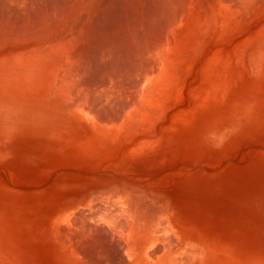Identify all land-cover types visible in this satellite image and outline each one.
I'll return each instance as SVG.
<instances>
[{
  "label": "rangeland",
  "instance_id": "rangeland-1",
  "mask_svg": "<svg viewBox=\"0 0 264 264\" xmlns=\"http://www.w3.org/2000/svg\"><path fill=\"white\" fill-rule=\"evenodd\" d=\"M5 1L19 27L58 3ZM184 2L95 0L43 33L56 63L0 81V104L25 108L0 114V264H264V0ZM11 38L0 61L30 43Z\"/></svg>",
  "mask_w": 264,
  "mask_h": 264
},
{
  "label": "bare ground",
  "instance_id": "bare-ground-1",
  "mask_svg": "<svg viewBox=\"0 0 264 264\" xmlns=\"http://www.w3.org/2000/svg\"><path fill=\"white\" fill-rule=\"evenodd\" d=\"M5 1V0H4ZM10 2H12V3H14L13 2V0H9ZM16 3H14L15 5H16V7H17V9H18V11H17V13L18 14H22V16L23 15H26L27 16V14L29 13L30 14V16L32 15V13H30L29 11H31L30 10V6L32 5H34V4H38L39 3V1L37 0H14ZM33 1L35 2H38V3H34L33 4ZM47 1V0H46ZM46 1H45V3H46ZM54 1H58V3L57 2H55V3H52L51 4V6H44V7H46V8H44V7H42V8H44V9H42V8H40V14L37 12V14L35 15V16H33L32 15V17H28V19H26V23L24 24L23 23V25H20V27L17 25V23H19V20L17 21V19H18V17H17V19L15 18V20L14 19H12V18H8L7 16V19L6 20H9L8 22H9V24H7L6 23V25L5 24H0V25H2L3 27H4V25H5V27L7 28V30H5V28H3L2 30L0 29V33H1V35H2V37H4V38H2L1 39V41H2V44H4V43H7V40H5V41H3V39H7V38H9V37H12L11 38V40H9V42L10 43H12V40H13V36L15 37V40L14 41H18L17 40V38L16 37H22V38H26V40L29 38L30 40H29V42L30 43H23L22 42V40L20 41V42H22V43H20V42H16L17 44H20L19 46H21V45H23L24 44V48L23 47H20V50H22V48H23V50H24V52H23V50L21 51V52H19V50H18V48H17V52H18V54L16 55L15 53L14 54H11L12 53V51L11 50H15L16 48L15 47H13V46H11L12 47V49H8L6 46V48L8 49V50H5V52L6 51H11V52H9L10 54L8 55V53H4V56H2V57H4V59H5V57H7V55H8V57L10 58V60H9V58H6L5 59V61H0V81H2V80H7V79H9V80H11L12 81V83L13 84H16V85H18V84H20V83H23V82H30L33 78H35V76L38 74V72L39 71H41L48 63H51V61L52 60H54V58H56V53H55V51H50L51 49L48 47V49H50V50H46V46H48L49 44H47L48 42H49V40H48V42H47V40H46V42L44 43V44H42V42H43V40H44V38H43V40H41V38L43 37V35L45 36V34H43V33H46V35L47 36H49V34H47V32H53V30H54V28L56 29V27L58 26V24L59 23H62V24H64V23H66V24H68V25H70V27L72 26L73 27V25L76 23L75 21H74V17H75V14L79 11V9H80V7H82V6H84V5H86L87 7L88 6H91V5H93V3L95 2V0H63L62 2H59L60 0H54ZM185 0H164V1H162L161 0V6H162V12H167V13H169V12H171L172 13V11H175L174 13H172L173 14V16H174V14L176 13V11H179L180 12V10L182 11V10H184L183 8V5H184V2ZM246 1V0H245ZM5 2H7V1H5ZM30 2V4H28ZM186 2H187V0H186ZM242 2V1H241ZM42 2H41V0H40V4H41ZM49 3V2H48ZM8 4H9V2H8ZM11 4V3H10ZM13 4V5H14ZM39 4V5H40ZM30 5V6H29ZM39 5H38V7H39ZM26 6H28L29 7V10L27 11V10H25V8H26ZM43 6V5H42ZM15 7V8H16ZM27 7V8H28ZM36 7V6H35ZM10 8V7H9ZM26 8V9H27ZM190 8V7H189ZM34 9H36V8H34ZM34 9H32V10H34ZM186 9V8H185ZM12 10V9H11ZM35 11V10H34ZM37 11H39V9H37ZM16 12V11H15ZM16 13V14H17ZM34 13V12H33ZM167 13H166V15H167ZM14 14V13H13ZM15 14V15H16ZM164 14V13H163ZM177 14V13H176ZM181 13H179V15H180ZM178 15V14H177ZM10 17V16H9ZM1 18V17H0ZM22 18V17H21ZM25 18H27V17H25ZM25 18L23 19V20H25ZM1 20H2V18H1ZM23 20H21V22L23 21ZM176 20V19H175ZM3 21H4V19H3ZM2 21V22H3ZM64 23H63V22ZM174 21V20H173ZM219 21V20H218ZM7 22V21H6ZM17 22V23H16ZM176 23V22H175ZM19 24H21V23H19ZM26 24H28V25H26ZM62 24H59L60 26H62ZM173 24V23H172ZM66 26L65 27V29H68L67 27H69V26ZM18 26V27H17ZM75 26V25H74ZM70 27H69V29H70ZM77 27V26H76ZM75 27V28H76ZM58 28V27H57ZM62 28V27H61ZM64 28V27H63ZM74 28V27H73ZM74 28V29H75ZM77 29V28H76ZM75 29V30H76ZM52 30V31H51ZM72 31V33H73V29H71ZM1 31H4L3 33L1 32ZM59 31V30H58ZM57 31V32H58ZM66 31V30H65ZM70 30H68V32H69ZM79 31V30H78ZM57 32H54L53 33V35L55 34V33H57ZM63 32V31H62ZM61 32V34L63 35V33ZM83 32V31H82ZM59 33V32H58ZM75 33V32H74ZM80 33V32H79ZM51 34V33H50ZM66 34V33H65ZM76 34V33H75ZM60 35V34H59ZM70 35V34H69ZM68 35V38L70 39H68V38H66L65 37V35L63 36V37H65L64 39H65V43H66V41L68 42V41H71V38H70V36ZM82 35V34H81ZM52 36V35H51ZM57 36H58V34H57ZM1 37V36H0ZM59 37V36H58ZM62 36L60 35V37L59 38H61ZM73 37V36H72ZM75 37V36H74ZM81 37V36H80ZM22 38H20V39H22ZM45 38H47L46 36H45ZM76 38V37H75ZM32 39V40H31ZM62 39V41H64L63 40V38H61ZM61 39H57V37H56V40H57V44L60 42L59 40H61ZM68 39V40H67ZM77 39V38H76ZM25 40V39H24ZM54 41H56L55 39H53ZM164 40V39H163ZM1 41H0V43H1ZM28 41V40H27ZM26 41V42H27ZM50 41H52V38H51V40ZM53 41V42H54ZM59 41V42H58ZM61 41V42H62ZM4 42V43H3ZM33 42V43H32ZM60 42V43H61ZM32 43V47H30V48H32V49H30V48H28V46L30 45ZM50 43V42H49ZM55 43V42H54ZM59 43V44H60ZM63 43V42H62ZM62 43L60 44V45H62ZM73 43H74V41H73ZM72 42L71 43H69L70 45L69 46H71V44H73ZM2 44H0V46L2 45ZM36 46H35V45ZM40 45V48H39V45ZM45 44H47V45H45ZM52 44V43H51ZM51 44H50V46H51ZM76 44V43H75ZM74 44V45H75ZM155 44V43H154ZM43 45V47L45 46V49H43V47L41 48V46ZM63 45H64V43H63ZM62 45V46H63ZM68 45V44H67ZM73 45V47H75ZM18 46V47H19ZM34 46H35V48H34ZM53 46V45H52ZM57 47H59L60 48V46L59 45H56ZM55 46V47H56ZM65 46H66V44H65ZM69 46L67 47V48H69ZM77 46H78V44H77ZM157 46V45H156ZM38 47V48H37ZM72 47V46H71ZM154 47V46H153ZM6 48H4V49H6ZM14 48V49H13ZM66 48V47H65ZM158 48V47H157ZM157 48H156V50H157ZM0 49H1V47H0ZM43 49V50H42ZM77 49V48H76ZM149 49V48H148ZM3 50V49H2ZM1 50V51H2ZM68 50H70V49H68ZM78 50V49H77ZM76 50V51H77ZM60 51V50H59ZM62 51V50H61ZM64 51V53H66L67 51H66V49H64L63 50ZM75 50L74 49H71V52H69V53H66V57H67V54H68V56L69 57H71V58H73V56H75L76 58H74V61L72 62V60H69V59H71V58H66V59H68L67 61H70V62H72V63H76V64H74V65H77V63H78V61L76 62L75 60L77 59V57H79L78 55H79V53H77L76 54V51L74 52ZM3 52V51H2ZM59 53H61V52H59ZM152 53V52H151ZM155 53V52H154ZM1 54V53H0ZM144 54V53H143ZM150 54V53H149ZM148 54V55H149ZM77 55V56H76ZM147 55V54H146ZM154 55V54H153ZM259 55H260V53H259ZM258 55V56H259ZM155 56V55H154ZM144 57V56H143ZM57 58H58V56H57ZM157 58H158V56H157ZM3 59V58H2ZM17 59L19 60V61H17ZM1 60V59H0ZM57 60V59H56ZM77 60H79V59H77ZM150 60V59H149ZM55 61V60H54ZM53 61V62H54ZM66 61V62H67ZM70 62H69V66H68V64H66L68 67H72V66H70ZM156 62V61H155ZM54 63H56V61L54 62ZM53 64V63H52ZM55 66L56 65H54V69L55 70H57L58 69V67H57V69L55 68ZM77 67V66H76ZM154 67V66H153ZM46 68H47V66H46ZM72 68H74L73 70H76V68H75V66H73ZM52 69V71H54L53 70V68H51ZM79 69V68H78ZM147 69V68H146ZM154 69V68H153ZM51 71V72H52ZM58 71V72H57ZM56 72L59 74L60 73V71L59 70H57ZM148 71V70H147ZM155 71V70H154ZM49 72V71H48ZM56 72H53V73H55L56 74V76L58 75ZM74 72V71H73ZM151 72V71H150ZM53 73H52V77L54 76V78H57V80H58V78L60 77V76H58V77H55V75H53ZM77 73V72H76ZM147 73V72H146ZM62 74V73H61ZM79 74V73H78ZM144 74V73H143ZM49 75V74H48ZM61 76H64V75H61ZM81 76V75H80ZM144 76V75H143ZM42 78V77H41ZM50 78H51V76H50ZM49 77H48V79H50ZM64 78H65V76H64ZM43 79V78H42ZM59 79H61V78H59ZM63 79V78H62ZM65 79H67V80H64V81H66V82H63V84L64 83H66V84H70L71 83V79L69 78H65ZM142 79V78H141ZM52 80V79H51ZM41 81H43V80H41ZM53 81H56V80H53ZM60 81H63V80H59V81H56V83L57 82H60ZM49 82V81H48ZM40 83V82H39ZM51 83V82H50ZM49 83V84H50ZM75 83V82H74ZM141 83V82H140ZM58 84V83H57ZM57 84H55L54 85V82H53V85H54V87L56 86V88H54V90H56L57 89ZM65 84V85H66ZM139 84V83H138ZM51 85V87H53L52 86V84H50ZM65 85H63L64 87H65ZM59 86V85H58ZM67 87H65V88H63V89H65V91H67L68 89H73L72 87H73V85L71 86V84H70V86H71V88H68L69 86L68 85H66ZM46 87V86H45ZM51 87H49V88H51ZM136 87V86H135ZM48 88V89H49ZM137 88H138V86H137ZM151 88V87H150ZM60 89V88H59ZM78 89V88H77ZM71 90L70 91H68V93H70L71 92ZM135 90V89H134ZM83 91V90H82ZM133 91V90H132ZM136 91H137V89H136ZM49 92H51V91H49ZM64 92V91H63ZM75 93V95H74V97L75 96H77L76 94V92L77 91H74ZM80 92V91H79ZM22 93V92H21ZM65 93V92H64ZM67 93V92H66ZM67 93V94H68ZM133 94H134V92H132ZM136 93V92H135ZM23 94V93H22ZM61 94V93H60ZM67 94H65V95H63V96H68L69 97V95H67ZM72 94V96H73V93H70V95ZM78 94H80V93H78ZM128 94H131V93H128ZM151 94V93H150ZM50 95H52V93H50ZM49 95V96H50ZM54 95V94H53ZM84 95V94H83ZM61 96V95H60ZM72 96H70V97H72ZM129 96V95H128ZM43 97V96H42ZM45 97H48V96H46L45 95ZM51 97V96H50ZM74 97H72V99L74 98ZM79 97V95L77 96V98ZM82 97V96H81ZM87 97V96H86ZM133 97V96H132ZM148 97V96H147ZM49 98V97H48ZM80 98V97H79ZM149 98H150V95H149ZM18 99V98H17ZM49 99H51V98H49ZM65 99H67V98H65ZM76 99V98H75ZM85 99V98H84ZM42 100V99H41ZM54 100V99H53ZM69 100H71V99H67V101L70 103V101ZM77 101L79 100V99H76ZM82 100V99H81ZM86 100H88L87 98H86ZM92 100V99H91ZM128 100V99H127ZM23 101V100H22ZM22 101H13V100H9V99H6V100H2V104H0V114H6V115H12V114H14V113H16V114H18L17 112L18 111H22L23 112V110H25V108L24 107H22L23 105V103H22ZM72 101V100H71ZM157 101V100H156ZM21 103V105L19 104V103ZM24 102H26V101H24ZM61 102H63V101H61ZM73 102V101H72ZM82 102L84 103V101H81V102H78L79 104L81 103V105H84V106H86L85 105V103L84 104H82ZM90 102H92V101H90ZM129 102V101H128ZM68 103V104H69ZM74 103H77V102H74ZM77 103V105L75 104V106H68V105H66L67 103H66V100H65V105L66 106H68V109H69V107L72 109V107H75V108H77L76 106H78L79 104ZM87 103V102H86ZM28 104V103H27ZM57 104V103H56ZM89 104V103H88ZM127 104V103H126ZM129 104V103H128ZM33 105V104H32ZM31 104H30V106H32ZM53 106H54V104H52ZM69 105H71V104H69ZM74 105V104H73ZM132 105V104H131ZM138 105V104H137ZM25 106H27V105H25ZM30 106H28V107H30ZM37 106V105H36ZM89 106H90V104H89ZM122 107H123V105H122ZM124 107H125V105H124ZM129 107V106H128ZM134 107V106H133ZM135 107H136V105H135ZM147 107V106H146ZM24 108V109H23ZM38 108V107H37ZM45 108V107H44ZM88 109V106H86V107H84V109ZM91 108V107H90ZM139 108V107H138ZM78 109V108H77ZM95 109V108H94ZM93 109V110H94ZM122 109V108H121ZM121 109H120V111H118V113L119 114H121ZM124 109V108H123ZM135 109H137V108H135ZM126 110V109H125ZM138 110V109H137ZM21 111H20V113H21ZM27 111V110H26ZM32 112V111H31ZM42 112V111H41ZM95 112V111H94ZM19 113V114H20ZM33 113V112H32ZM44 113H45V111H44ZM91 113V112H90ZM98 113V112H97ZM116 113V112H115ZM118 113H116V115H119ZM123 114H124V112H122ZM15 114V115H16ZM102 114V113H101ZM22 115V114H21ZM24 115H26V114H24ZM114 115V114H113ZM113 115H111V117L113 118ZM5 116V115H4ZM19 116V115H18ZM18 116H16L17 118H18ZM36 116V115H35ZM50 116V115H49ZM109 116H110V113H109ZM109 116H108V118H109ZM1 117H3V116H1ZM10 117H12V116H9V118ZM14 117V118H13ZM13 119L16 121V117L13 115ZM20 117V116H19ZM22 117V116H21ZM105 117V116H104ZM110 117V118H111ZM117 117V116H116ZM116 117L114 118V119H116ZM6 118V117H5ZM9 118L7 119L8 121H9ZM120 118V117H119ZM126 118V117H125ZM136 119H138V118H136ZM4 121H5V119H3ZM10 120H12L11 118H10ZM12 121V122H15V121ZM112 122H114L113 120H112ZM140 122V121H139ZM136 123H137V121H136ZM5 125H6V123H5ZM18 127V126H17ZM20 127V126H19ZM1 129V128H0ZM148 147V146H147ZM110 198V197H109ZM113 200V199H112ZM117 200V199H116ZM111 201V200H110ZM113 201H115V200H113ZM119 201V200H118ZM107 202V201H106ZM116 202V201H115ZM111 204V203H110ZM109 205V204H108ZM115 205V204H114ZM122 206V205H121ZM117 207V206H116ZM105 208H106V206H105ZM104 209V208H103ZM120 209V208H119ZM100 210V209H99ZM106 212V211H105ZM108 212V211H107ZM131 212V211H130ZM103 213V212H102ZM99 214V213H98ZM106 214V213H105ZM112 214V213H111ZM129 214H131V213H129ZM122 215V214H121ZM100 216V215H99ZM103 216V215H102ZM117 216V215H116ZM101 217V216H100ZM112 217V216H111ZM143 217V216H142ZM97 218V217H96ZM104 218V217H103ZM114 218H115V216H114ZM108 219H110V218H108ZM118 219V218H117ZM167 219V218H166ZM107 220V219H106ZM113 220V219H112ZM128 220V219H127ZM108 221V220H107ZM114 221V220H113ZM155 221V220H154ZM76 222V221H75ZM109 223L110 222H112V221H108ZM131 222H133V221H131ZM74 224H76V223H74ZM153 224L154 223H152V226H153ZM110 225H111V223H110ZM114 225V224H113ZM127 225V224H126ZM125 225V226H126ZM164 226V225H163ZM168 226V225H167ZM112 227V226H111ZM118 227V226H117ZM169 227V226H168ZM116 228V227H115ZM120 228V227H119ZM124 228V227H123ZM160 228V227H159ZM163 228V227H162ZM121 229V228H120ZM152 229V228H151ZM157 229V228H156ZM176 229V228H175ZM128 230H130V229H128ZM127 230V231H128ZM64 231V230H63ZM131 231V230H130ZM130 231L128 232V233H130ZM165 231V230H164ZM169 231V230H168ZM120 232H121V230H120ZM119 232V233H120ZM123 232H124V230H123ZM127 233V234H128ZM142 233L144 234V232L142 231ZM141 233V234H142ZM156 234H158L157 233V231L155 232ZM155 233H154V235H155ZM169 233V232H168ZM65 234V233H64ZM68 234V233H67ZM123 234V233H122ZM169 235V234H168ZM121 236V235H120ZM166 236V235H165ZM58 237H60V236H58ZM157 237V236H156ZM170 237V236H169ZM154 238V237H153ZM158 238V237H157ZM179 238V237H178ZM58 239V238H57ZM68 239V238H67ZM160 239V238H159ZM164 239V238H163ZM168 239V238H167ZM171 239V238H170ZM174 239V238H173ZM63 240H64V238H63ZM175 240V239H174ZM132 241V240H131ZM167 241H169V240H167ZM180 241V240H179ZM63 242H65V241H63ZM67 242H68V240H67ZM156 242V241H155ZM154 242V243H155ZM171 242H172V239H171ZM178 242V241H177ZM177 242H176V244H177ZM130 243V242H129ZM165 243V242H164ZM169 243V242H168ZM174 243V242H173ZM185 243V242H184ZM135 244V243H134ZM170 244H172V243H170ZM130 245H131V247H132V242L130 243ZM163 245V244H162ZM174 245V247L176 246L175 244H173ZM129 246V245H128ZM136 246V244L133 246V247H135ZM165 247V246H164ZM162 248V247H161ZM173 248V247H172ZM186 248H189V247H187V245H184V246H178L176 249L180 252V253H183L184 255H187V256H189V257H192V255H193V253H191V252H189V253H186ZM127 249V248H126ZM164 249V248H163ZM74 250V249H73ZM130 250H132V249H130ZM129 250V251H130ZM136 250V249H135ZM176 250V251H177ZM187 250H189V249H187ZM126 251V250H125ZM5 252V251H4ZM78 252V251H77ZM133 252V251H132ZM131 252V253H132ZM135 252V251H134ZM137 252V251H136ZM158 252V251H157ZM186 254H185V253ZM193 252V251H192ZM129 253V252H128ZM138 253V252H137ZM158 254V253H157ZM79 255V254H78ZM133 255V254H132ZM138 255V254H137ZM137 255H134L135 256V258H136V256ZM191 255V256H190ZM2 256V255H1ZM179 256V255H178ZM177 256V257H178ZM186 256V257H187ZM78 257V256H77ZM132 257V256H131ZM168 257H174V259H175V256H174V254H169L168 255ZM167 257V258H168ZM184 257V256H183ZM188 257V259H190ZM198 257V256H197ZM179 258V257H178ZM195 258V257H194ZM78 259V258H77ZM132 259V258H131ZM137 259V258H136ZM166 259V258H165ZM164 259V260H165ZM183 258H182V256H181V260H182ZM185 259V258H184ZM135 260V259H134ZM133 260V261H134ZM138 260V259H137ZM178 260V259H177ZM186 260V259H185ZM185 260H184V262H185ZM193 260H195V259H193ZM196 260L198 261V258H196ZM129 261V260H128ZM166 261V260H165ZM180 261V260H179ZM190 261H192V260H187L186 262H185V264H187V262H188V264H193L192 262H190ZM195 262V263H198V262ZM136 262V261H135ZM135 262H134V264H135ZM190 262V263H189ZM131 263V262H130ZM168 263V262H167ZM171 263H174L175 264V261H173V262H171ZM178 263V262H177ZM183 262H181V264H182ZM194 263V264H195ZM81 264V263H80ZM144 264V263H143ZM145 264H147V263H145ZM159 264V263H158ZM170 264V263H169ZM179 264H180V262H179ZM184 264V263H183Z\"/></svg>",
  "mask_w": 264,
  "mask_h": 264
}]
</instances>
